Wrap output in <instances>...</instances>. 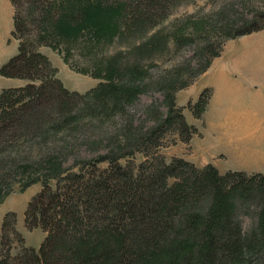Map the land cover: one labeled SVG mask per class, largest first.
Returning a JSON list of instances; mask_svg holds the SVG:
<instances>
[{
  "label": "trees",
  "instance_id": "16d2710c",
  "mask_svg": "<svg viewBox=\"0 0 264 264\" xmlns=\"http://www.w3.org/2000/svg\"><path fill=\"white\" fill-rule=\"evenodd\" d=\"M20 1L9 0L10 36L17 44L15 53L0 64V76L26 82L0 90V199L10 190L3 181L16 169L21 171L20 189L39 182L40 189L25 205L23 226L39 228L45 235L36 248L25 245L14 228L13 212H5L0 264H264V171L219 172L210 162L198 167L180 156L168 161L151 157L131 167L118 163L120 155L113 153L77 155L64 164L67 156L56 150L61 146L53 137L75 123L72 118L82 111L96 114L106 108L105 84L89 90L95 100L84 97L88 93L65 89L46 57L25 38L14 8ZM105 1L113 2L44 0V4L65 8L67 14L54 27L69 34L96 20L109 23L108 18L113 21L123 7L152 8L165 0ZM72 9H78L77 19ZM260 18L247 20L227 37L264 29ZM208 65L209 61L201 72ZM113 71L112 67L106 74L112 90ZM128 88L137 91V86ZM198 99L197 117L207 103ZM121 102L115 97L110 107H120ZM173 109L171 97L163 123L173 122ZM177 118L179 133L188 130L180 136L187 142L196 130L180 114ZM103 161L107 166L99 168ZM241 213L249 214L246 222Z\"/></svg>",
  "mask_w": 264,
  "mask_h": 264
},
{
  "label": "rangeland",
  "instance_id": "374dc122",
  "mask_svg": "<svg viewBox=\"0 0 264 264\" xmlns=\"http://www.w3.org/2000/svg\"><path fill=\"white\" fill-rule=\"evenodd\" d=\"M103 2L110 5L113 1ZM14 8L22 21L25 38L46 57L65 89L79 95L88 93L84 97L95 100L89 90L99 82L105 84L106 108L96 114L82 111L80 117L72 118L77 119L75 123L53 137L57 146H61L56 150L67 156L64 164L78 156L96 153L118 154L117 162L131 167L156 156L164 161L180 156L195 165L210 161L219 151L218 124L212 107L215 97L212 108L198 117L195 113L199 104L195 102L199 97V102L209 101L212 89L204 84L212 79L214 58L231 39L227 34L255 16L261 17L259 24L264 23V0H165L158 7H123L113 21L108 18L109 23L96 20L76 33L63 34L54 27L60 16L67 14L61 4L46 6L44 0H21ZM70 12L77 19L78 9ZM218 49L219 53L212 56ZM14 51L15 44L2 43L0 64ZM207 61L209 71L204 73L206 68L201 72ZM112 67L114 90L107 86L106 78ZM9 81L8 77L0 76V90ZM128 86H137V91L134 93ZM115 97L124 103L111 108ZM171 97L174 120L167 125L162 120ZM177 114L196 130L187 142L180 139L188 130L179 133ZM220 162L233 163L228 157ZM97 166L104 168L107 162ZM20 172L16 169L3 181L10 184V190L0 199V223L5 212H13L14 228L24 244L38 246L45 233L39 228L27 230L23 226V211L30 197L40 189V183L33 182L20 189ZM241 218L246 222L249 214L241 213ZM16 246L12 245L11 252Z\"/></svg>",
  "mask_w": 264,
  "mask_h": 264
},
{
  "label": "crops",
  "instance_id": "0c3cea01",
  "mask_svg": "<svg viewBox=\"0 0 264 264\" xmlns=\"http://www.w3.org/2000/svg\"><path fill=\"white\" fill-rule=\"evenodd\" d=\"M12 16L9 0H0V45L11 42L16 51L17 42L10 36ZM226 45L229 48L225 51ZM213 63L212 79L204 84L212 89L204 111L211 107L215 97L212 107L218 124L219 151L210 161L196 165L210 162L219 172L264 171V29L227 40ZM8 79L6 87L24 83L18 78ZM225 157L233 163L220 162Z\"/></svg>",
  "mask_w": 264,
  "mask_h": 264
}]
</instances>
